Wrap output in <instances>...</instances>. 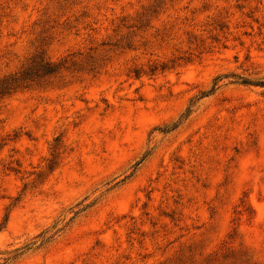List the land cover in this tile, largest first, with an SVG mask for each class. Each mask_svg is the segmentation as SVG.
Instances as JSON below:
<instances>
[{
	"label": "rangeland",
	"instance_id": "1",
	"mask_svg": "<svg viewBox=\"0 0 264 264\" xmlns=\"http://www.w3.org/2000/svg\"><path fill=\"white\" fill-rule=\"evenodd\" d=\"M36 56L0 264H264V0H0V78Z\"/></svg>",
	"mask_w": 264,
	"mask_h": 264
},
{
	"label": "trees",
	"instance_id": "2",
	"mask_svg": "<svg viewBox=\"0 0 264 264\" xmlns=\"http://www.w3.org/2000/svg\"><path fill=\"white\" fill-rule=\"evenodd\" d=\"M61 67H63V62H53L43 56L34 57L29 64L17 72L0 78V99L17 91L19 88L25 87L30 81L56 74ZM253 83L264 86V80ZM241 84H252V82L247 79H242Z\"/></svg>",
	"mask_w": 264,
	"mask_h": 264
}]
</instances>
